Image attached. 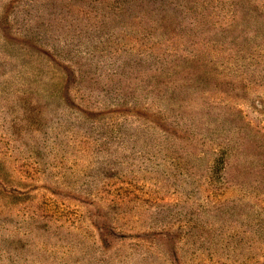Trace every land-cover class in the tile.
Returning a JSON list of instances; mask_svg holds the SVG:
<instances>
[{
  "label": "rangeland",
  "instance_id": "1",
  "mask_svg": "<svg viewBox=\"0 0 264 264\" xmlns=\"http://www.w3.org/2000/svg\"><path fill=\"white\" fill-rule=\"evenodd\" d=\"M18 1L0 0V26L6 25L9 41L16 38L14 33H25L22 26L12 29L14 10H7V5ZM83 5L79 3V11ZM97 7L92 8L95 15ZM70 8L77 13L76 7ZM192 8L209 12L207 26L227 27L226 49H213L207 42L214 36L204 34V28L200 33L206 41L202 37L192 47L182 46L179 36H172L175 44L167 43L178 50V56L193 62L203 59L201 69L210 71L207 90L203 88L205 93L194 99L199 109L208 106L209 112H221L220 132L213 134L217 140L203 149L223 151L224 176L207 179L203 159L208 156L199 151L201 147L184 148L179 141L166 139L165 131L175 127L167 109L177 110L163 98L157 104L166 109L165 114H149L143 106L98 109L121 130L120 136L110 134L118 139L112 146L116 159L107 161L102 168L107 171L100 174L95 143L69 118L85 112L67 107L68 99L79 106L90 103L78 101L74 91L80 87L72 85L61 60H55L60 65L41 64L40 77L26 87L42 113L35 119L40 129L31 138L21 133L17 142L10 119L21 122L15 114L8 116L0 104V264H264V0H206L204 6ZM137 11L123 9L118 17L102 20L118 30L114 40L125 36L122 30L130 32L138 26L143 12ZM175 16L166 19L170 23ZM78 19L83 32L85 21ZM41 25L39 31L46 32L47 23ZM50 29L56 42L49 45L59 53L71 31L54 22ZM4 40L0 32V48L4 45L12 54L9 60L0 53V96L3 88L14 101L20 85H25L19 79L22 46ZM112 42L94 45L92 56L82 55L90 57L88 68L97 69L102 84L114 69L109 65L113 46H106ZM88 46L89 42H82L77 49ZM155 51L159 53L160 47ZM179 67L185 65L173 66L180 72ZM100 92L95 88L91 94L100 96ZM162 92L158 88L153 95ZM122 110L127 121L134 112L149 120L138 114L135 122L120 126L117 117ZM66 120L72 125L67 126ZM156 121L162 129L150 124ZM74 126L78 127L71 132ZM13 144L16 147L9 152ZM123 155L129 161L125 166Z\"/></svg>",
  "mask_w": 264,
  "mask_h": 264
},
{
  "label": "trees",
  "instance_id": "2",
  "mask_svg": "<svg viewBox=\"0 0 264 264\" xmlns=\"http://www.w3.org/2000/svg\"><path fill=\"white\" fill-rule=\"evenodd\" d=\"M81 1L82 0H19L15 4L7 5V10H14L12 11V17H10L11 22L15 24L12 25V29L17 31V28L22 26L25 32L22 36L14 33L16 38H14V41H9L7 39L10 34L6 33L7 29H4L6 25L2 24L0 26V32L6 38V40H4L5 42L16 46H22L19 49L23 54L21 55L22 65L19 67L21 72H19V79L22 80L20 84L24 82L25 85L23 87V85L19 84L20 89L17 90V98L14 101H11L8 92L6 93L3 88L1 89L0 96V104L3 111L8 113V116L9 114H15V117L21 122L20 125L10 119V128L14 129L17 142L19 138L21 139V136H23L21 133L30 135L31 138L34 131L40 129V124H36L37 120L35 121V119L36 117L40 119L42 113L35 101L34 93L26 87H29L33 81L40 77V72L37 71V68H39L41 64L45 63L48 65V63L53 62L60 65L58 62H55V60H61V64L66 65L69 69V74L72 77V85L75 87L78 86L83 90L80 94L77 93V90L80 89L74 91L78 101H87V103H90L89 106L77 105L74 101L68 99L70 98L69 89L65 88L64 93L66 99L71 102L67 107H75L79 109V111L85 112L80 116L72 115L69 118L73 119L74 122L77 121V125H80L79 127L82 128L83 134L87 135L86 137L95 143L93 145L95 149L94 153L98 155L94 154V160L99 163L100 174L107 171V169L103 170L102 168L107 166L110 160L116 159V156L113 154L114 151L112 150V146L117 138L110 134L115 133L120 136L121 130L114 124V121H110V118L107 117L105 120V117L101 116L98 109H110V107L116 108L122 105H129L140 109L143 106V109L146 112L148 111L147 113L149 114H152L153 111L165 114L166 109L161 107L160 104H157V100L163 98L162 102L176 106L177 110L173 111L172 109H167L173 114L171 117V119L174 120L171 121L172 126L178 127V129L173 127V131H165L164 135L166 139H170L173 142L179 141L180 144L186 146L184 148H195V150H198V146L201 147L199 151L202 152V154L204 152V156H208V160L203 159L207 165L205 168L207 179H210L213 175L219 174L220 177H223L227 162V157H225L223 151L222 153H220V151H213L210 153V150L203 149L206 144H213L212 142L217 140L213 139V134L218 136L216 132H220L222 122L221 112H209L208 106L199 109L194 99L196 95L205 93L203 88L207 90V86H209V83L212 81V77L209 76L210 71L207 70V68L201 69L202 67L200 65L205 62L202 61L203 59L193 62V60L178 56V50L168 44H175L172 36H179L182 40V46L192 47L196 45L197 40L203 37L200 32L201 29L204 28V34H207V36H209V34L214 36L213 41L207 42L213 49L216 51L220 50L221 52L226 49V42L224 40L228 33L225 32L227 27L216 25V23L213 27L207 26L206 21L209 20V12L205 10L201 12V8L198 10L192 8L193 5L197 4H199V6H204L206 0ZM217 1L220 2V0ZM222 2H225V0H222ZM79 3L84 4L83 6L85 7L80 11ZM96 5L98 6L96 10L98 15L92 13V8ZM70 7H76L77 13H73ZM123 9H137V14L140 12L143 13L142 16H138L139 22L136 28L130 32L122 30L121 32H123L125 36H121L119 39L114 40L113 36H119L118 30L112 29L109 23L102 20L118 17ZM72 14H75V16ZM175 14L176 16L173 19H176V21L171 20L169 23L166 17L168 15L172 17ZM198 14L200 16L199 18ZM79 16L83 22L85 21V29L83 32L82 30L79 32ZM90 18L94 19L95 22L92 21L88 24ZM42 22L47 23L46 27H44L46 32L39 31ZM53 22L57 24L62 23L65 31H71V33L68 34L69 37H67L66 42L73 45V47L67 45L65 41L62 43L63 48L59 47L61 50L59 53L56 52V50L58 51L57 48L54 49V47H50V43L56 42L51 40L53 33L50 28ZM103 30H105V34H103ZM104 36H106L107 39H104ZM126 37L128 39L125 42L123 40L126 39ZM204 38L205 37H203V39ZM56 39L58 40V38ZM167 39H169L170 42ZM22 40L28 41L22 42ZM111 40H113V42L109 45ZM86 41L89 42V46L86 47L85 50L82 51L77 49V46H82V42ZM204 41H206V38ZM106 42L109 43L106 44V46H113L112 54H110L112 61L109 65L111 64L114 69L109 75L104 77L106 80L104 84H102V76L97 73V69L88 68V66L92 65L88 62L90 57H83L82 55L90 53L92 56L91 49L94 48L93 46L96 44H105ZM57 46L60 45L58 44ZM66 46L67 49H65ZM157 46L160 47L159 53L155 51V47ZM88 48L90 51H87ZM0 53H2L3 57H7V59H9V55L12 54V52L7 51L4 45L1 46ZM192 54L197 56L194 52ZM167 59L170 60L167 61ZM180 62L183 63L185 67H179V72L178 69L176 71L173 66H177V63ZM187 67L189 68L187 69ZM89 86L92 87L89 89L90 92H87L88 98L84 93L88 90ZM84 88L86 90H84ZM95 88L101 90L100 96L93 97L91 94L92 90ZM158 88H162L163 92L162 95L155 97L153 94ZM39 98L41 97L39 96ZM41 99L48 101L45 97ZM82 108H85V110ZM18 110H21L19 116L17 113ZM123 111L125 110H122V113H120L118 117L116 116L122 120L120 126L130 125L128 122L133 123L135 122L134 118L142 115L132 111L134 113H131V115L129 114L131 118L127 121V118L121 117L125 114ZM141 117L147 118V121L149 120L147 115L146 117L144 115ZM111 119L113 118L111 117ZM159 122L156 121L150 124H154L155 129H162L159 127ZM66 123L67 126L72 125V123L67 120ZM178 124H182V126ZM78 126H74L71 132ZM181 135L184 136V138L181 137ZM209 135H211L210 137L212 139L208 137ZM218 144L217 146H219ZM15 147V144H13L11 148L7 150L11 152ZM124 158H126V156L123 155L121 157L123 166L129 163V161Z\"/></svg>",
  "mask_w": 264,
  "mask_h": 264
}]
</instances>
